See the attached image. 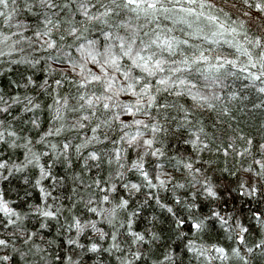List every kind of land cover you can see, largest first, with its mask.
Here are the masks:
<instances>
[{"label":"snow or ice","instance_id":"obj_1","mask_svg":"<svg viewBox=\"0 0 264 264\" xmlns=\"http://www.w3.org/2000/svg\"><path fill=\"white\" fill-rule=\"evenodd\" d=\"M7 5L8 0H0V19L6 27L15 28L17 33H24L23 39L30 42L29 46L38 43L42 51L49 53L46 59L56 61L58 64L73 65L84 77L76 81L78 87L82 89L77 96V100L82 102L78 104L81 110L80 128H84L82 121L87 116L97 118L91 125V133L87 141L70 144L65 138L60 147L53 142L51 147L55 151L49 153L47 142L41 137L60 135L64 124H58L53 131L49 121V127L35 137L28 131L29 121L26 117L35 112L37 105L32 103L31 97L25 99L22 94L25 93L27 85L34 84V79L27 70L17 74L19 66L35 65L36 58L24 54L11 62L0 64V149H9L0 155V166H4L7 161L3 173L8 174L3 181H0V189H2L0 190V221H3L0 223V228H4L5 225L11 228L14 224H19L24 229V236L15 237L16 243L24 245L32 241L35 237L32 229L37 225L44 232L49 223L63 214V204L71 201L69 195L64 202L56 206L51 202L56 199L55 195L51 191H46V188L50 190L53 188L58 175L61 181L65 179L55 167L54 161H60L64 167L71 166L74 169L73 174L79 178L87 166L83 160L73 161V155L86 154L89 163L99 160V153L87 145L99 136L101 123L108 126L109 120L112 119V116H108L107 119L99 117L97 107H102L105 113L114 110L117 118L121 116L119 105L113 101V96L127 92L130 96L148 97L146 105H142L138 100L135 108L131 99L121 101L129 117L143 111L144 108L149 111L153 108L162 110L163 115L167 116L169 114L167 109L171 105L158 94L161 90L167 95L184 94L193 102L206 105L208 109L221 104L222 107L216 116V122L219 124L224 123L222 117L234 119L229 105L251 91L257 94V101L251 107L264 111V100L260 99L264 97V46H261L264 42L259 35H256L255 45L252 48L246 46L247 38L245 41H240L231 35L240 29L234 25L226 27L220 18L207 12L204 0H12V7L5 13L4 8ZM255 7L259 10L260 4L256 3ZM29 15L31 19L27 18ZM162 17L166 21H171V24L162 23ZM202 17L204 22L201 21ZM31 21H35L34 27L30 24ZM177 24L186 26L182 30V35L173 34L176 31L174 26ZM25 25H28V31L32 32L35 41H32L27 34ZM10 34L0 31V41L6 40ZM206 42H210L208 47H205ZM13 43L15 44V41ZM224 44L234 48L238 55H222L221 49ZM157 49L160 54H157ZM13 51L14 48L9 49L10 53ZM163 53H168L169 57L179 55L178 58L169 59ZM2 55L3 53L0 52V56ZM165 65L168 66L167 69ZM47 69L46 65L45 71ZM193 72L203 84L192 79ZM173 74L176 75L175 79L172 78ZM55 75L59 73L53 69V76ZM232 78L240 83H230ZM93 82L98 86L99 91L87 92L88 86ZM55 83L59 84L60 81L56 80ZM27 91L31 93L32 89L28 88ZM55 100L53 119L63 120L64 113L69 111V99L65 95L61 103V97L57 95ZM180 107L182 111L175 127L184 133L182 140L185 151H188V146L191 145L192 149L199 147L201 152L213 148L214 151L222 152L227 156L230 150L237 149L235 155L244 157L242 163L247 169L246 179L237 181V191L239 195L244 196L247 203L241 204L239 208H217L209 215H200L198 218L187 216L179 219L177 223L182 228H186L187 233L193 235L196 231L203 233L200 240L185 238L180 245L183 251L179 254L175 246L168 249L166 243L165 246H161L152 242L153 247H150L149 243H144L143 250L132 252V259L127 256L122 257L119 236L113 230L110 235L102 237L107 248L103 249L100 259L102 260L104 256H109L111 259L110 252L116 251L113 264L117 262L156 264V261L160 264H183L184 257L188 254H194L198 261H203V264H264V184L259 183L264 176V119L258 121L259 130L255 135L241 131L239 139L235 136L231 139L225 137L213 145L212 141L216 137L209 126H206L205 121L201 118L193 122L194 114L184 105ZM48 108L51 110L52 105L49 104ZM122 122L127 124L128 120ZM131 122L138 126L135 131L139 132L141 121ZM31 123L35 124L36 120L33 118ZM148 126L144 124V127ZM150 126L154 133L158 134L161 131L168 133L166 125L154 121ZM40 127L43 128V125ZM69 127L74 129L76 125L72 124ZM211 127H216V124ZM134 138L133 136L129 139L131 141ZM33 140L38 145H43V156L37 151L34 157L29 158L27 151L21 152L19 148L14 147L17 141L30 144ZM106 142L105 137L104 143ZM118 143V141L113 142L111 149L113 156L109 157V164L113 159L119 161ZM144 143L150 146L149 150L153 158L158 156L161 161L164 159L165 153L156 146L158 142L146 137ZM132 151L131 146L126 149L127 158L137 166V176L143 178L149 191L157 188V181L163 186L161 177L153 176L148 170V164L143 161L138 162L132 156ZM13 153L16 156L15 160L11 159ZM33 159L36 161L35 164L32 163ZM174 159L181 166L191 167L190 161L185 165L182 158L172 154H169V160L164 166ZM152 163L154 168L158 166L157 161L153 160ZM29 167L33 176L36 175V170H39L45 178L43 183L38 179L33 181L31 177L26 176L24 169ZM77 168L80 170L77 171ZM200 170L196 168L197 172ZM233 175L239 177L240 172L236 171ZM89 176H94L101 201H109V193H118L119 207H133L129 196L125 194L128 184L110 183L103 172H98V168H92ZM20 177H24L28 183H34L38 190L35 207L32 206L29 197L21 198L19 194L16 195L17 202L13 201L12 188L9 184L14 181L19 185ZM253 178L256 183L253 182ZM75 187L74 183L73 191ZM132 187L138 189L135 196L139 197L143 188L135 178ZM231 190L229 187L228 191ZM204 191L211 197L217 195L211 186L206 187ZM257 196L259 199L253 203L252 198ZM156 199L158 203L161 200L159 195ZM176 200L179 201L178 195ZM115 206L117 205H114V208ZM161 206L168 208L169 211L172 210L169 204H161ZM78 207V204H72V212L66 221L69 236L65 237L63 242L69 247L86 249V255L89 257L95 256L101 245L88 235L95 227V219L91 220L92 227L87 225H89V217H99L101 210L95 204L87 206L82 219L76 213ZM188 207L200 211L203 206L189 204ZM141 211L136 205L133 211L127 213V235L135 236L137 240H141L146 235L137 227L139 220L134 219ZM113 214L115 215L114 211ZM33 220L35 223H32ZM208 224H212L213 227L220 226L217 238L213 239L205 232ZM47 234L44 232V235ZM181 236L186 237V233H181ZM13 239L12 236H0V245L7 246ZM135 242L134 240L133 243ZM33 247L37 251L40 250L38 243ZM72 260L73 257L62 252L56 264H61L62 261L66 264ZM15 261L16 253L14 252L10 257L6 247L4 253L0 254V264H15ZM75 264H79V257L76 258Z\"/></svg>","mask_w":264,"mask_h":264},{"label":"clouds","instance_id":"obj_2","mask_svg":"<svg viewBox=\"0 0 264 264\" xmlns=\"http://www.w3.org/2000/svg\"><path fill=\"white\" fill-rule=\"evenodd\" d=\"M256 3L260 4L259 10L255 7ZM204 4L205 10L220 18L226 27L234 25L240 29V31L231 35L240 41H245L247 38L246 46L249 48L255 45L256 41L254 37L256 35H259L261 41L264 42V0H204ZM11 7L12 0H8V5L4 8V12L7 13ZM163 21L166 20L162 17L161 22L164 23ZM201 21L204 22L203 17ZM30 24L34 27L35 21H31ZM24 27L28 31V25ZM174 27L179 33L178 35H181L182 30L185 29V26L181 24H177ZM0 31L11 33L6 40L0 41V52L3 53L0 56V64L11 62V60L24 54L35 57L37 61L32 66L21 65L17 70L18 75L20 71L27 70V72L32 74L34 79V84L27 85L25 93L22 94L25 99L31 97L32 103L37 105L35 112L30 113L26 117L29 121L28 131L35 137L49 127V121H51L53 131H55L58 124H64L63 132L60 135L41 137L42 140H46L49 153L55 151L51 147L53 142L60 147L65 138L69 140L70 144L73 142L87 141L91 133V125L96 122L97 118L87 116L82 121L84 128H80L81 110L78 104L82 102L77 100V96L82 89L78 87L76 81L84 77L79 69L73 65L58 64L56 61L46 59L49 53L42 51L38 43H33L29 46L30 42L23 39L24 33H17L15 28L6 27L2 19H0ZM29 36L32 41H35L32 32ZM13 41H15V44ZM261 46H264V43ZM11 48H14L15 51L10 53L9 49ZM156 51L157 54H160L158 49ZM221 54L238 55L236 50L230 46L227 48L223 47ZM168 58L171 59L172 57ZM46 65L48 66L47 71H45ZM167 67L165 65L166 69ZM53 69L59 75L53 76ZM40 72H43L44 75L42 78H37V73ZM48 77H51V79H48ZM172 78L175 79L176 75L173 74ZM192 79L203 84V81L199 80L195 72L192 73ZM56 80H59L60 83H55ZM231 82L240 83L235 78H232ZM28 88L32 89L31 93H28ZM86 91L98 92L99 89L95 82H93L88 86ZM153 91H156L155 84L153 85ZM206 91L210 92L211 90ZM125 93L127 92L122 93L120 96H113V101L119 105L121 112L119 118L115 117L114 110L105 113L102 107H97V115L99 117L107 119L108 116H112V119L108 122V126H104L101 123L99 136L87 145L99 153V160L97 162L89 163V158L86 154L79 156L73 155V161L77 159L83 160L87 166V169L77 178L73 174L74 169L71 166L64 167L60 161H54L55 167L59 170L60 174L64 175L65 179L61 181L58 175L57 182L53 185V188L51 190L46 188V191H51L55 195L56 199L51 202L56 206L64 202L69 195L71 196V201L63 204V214L57 220L49 223L48 227L44 229V232L48 234L44 235V232L37 225L35 229H32L35 233L34 239L27 244L21 245L16 243L15 237H23L24 229L19 224H14L11 228L5 225L4 228H0V236H12L14 239L7 246L0 245V254L4 253L6 247L10 257L15 252V264H56L62 252L67 256L73 257V260L66 262V264H75L77 257H79V264H113L117 255L116 251L110 252L111 259L109 256H104L102 260L100 259L103 255V249L107 248V244L102 237L110 235L113 230L119 236L122 257L127 256L132 259L131 253L137 250H143L144 243H149L150 247H153L154 244L165 246L166 243L168 249H172L175 246L177 254H179V252L183 251L180 245L185 238L200 240L203 236V233L200 231H196L195 235L187 233L186 228H182L177 223L179 219L187 216L198 218L200 215H209L212 210L217 208H239L241 204L247 203L244 200V196L239 195L237 191V181L246 179L245 173L247 171L244 163H242L244 157L235 155L237 149L230 150L227 156L222 152L214 151L213 148H207L201 152L199 147L192 149L191 145L188 146L189 150L185 151V145L182 140L184 133L177 129L175 125L179 121V114L182 111L180 106L184 105L194 114L193 122L202 118L206 126H209L210 131L215 134L216 138L212 141L213 145L219 143L225 137L231 139L235 136L236 139H239V133L241 131L255 135L259 130L258 121L264 119V111L251 107L257 101V94L254 91L249 92L245 97L229 105L234 119L229 120L228 118L222 117L224 120L223 124L216 122L217 113L222 107L221 104H217L213 109H208L206 105L193 102L184 94L179 96L167 95L163 90L158 94L171 105L167 109L169 113L167 116L163 115L162 110L153 108L149 111L147 108H144L143 111L137 112L129 117L121 103L122 100H125L122 98ZM57 95L61 97V103H63L65 95L69 99V111L64 113L63 120L53 119L56 108L55 97ZM128 99L132 100V106L135 108L138 100L141 101L142 105H146L148 97L129 96ZM260 99L264 100V97H260ZM49 104L52 105L51 110L48 108ZM33 118L36 120L35 124L31 123ZM124 120H128V123H123L122 121ZM132 120L141 121L139 132L135 131L138 126L132 123ZM154 121L166 125L168 133L165 134L163 131L158 134L154 133L150 126ZM214 123L216 127L212 128L211 125ZM72 124L76 125L74 129L69 127ZM144 124H148L149 126L144 127ZM229 124L231 127H229ZM41 125H43V128L40 127ZM133 136L135 138L130 141L129 138ZM105 137L107 138L106 143H104ZM146 137L158 142L156 146L165 153L162 161L158 156L155 158L151 156L150 146L144 143ZM114 141L119 142L117 146L120 148V157L118 162L113 159L111 164H109V157L113 156L111 149ZM129 146L133 149L132 156L138 162H146L151 174L161 177L164 182L163 186L157 181V188L152 189L151 192L149 191L143 178L137 176V166L133 165L130 159L127 158L126 149ZM14 147L19 148L21 152L27 151L29 158L34 157L37 151L40 152L41 156L44 155L43 145H38L35 140L30 144L17 141ZM7 151L9 149H0V155H3ZM169 154L182 158L185 165L190 161L191 167L181 166L175 159L167 163V166H164L169 160ZM11 159H16L14 153L11 155ZM153 160L158 162V166H155V168L152 163ZM225 160H227V163H225ZM32 163L35 164L36 161L33 159ZM4 166H7V161ZM4 166H0V173H2L0 174V181H3L8 175L7 173H3ZM92 168H98V172H103L110 183L128 184L125 194L129 196L133 207H119L118 193H109V201H101V194L95 184L94 176H89V171ZM173 168H175V171H173ZM196 168H200L201 170L197 172ZM76 170L78 171L80 169L77 168ZM24 171L26 176L31 177L33 181L38 179L43 183L45 178L40 174L38 169L36 170L35 176L32 175L31 167L24 169ZM236 171L240 172L239 177L233 175ZM134 178L140 184L141 188H143L139 197L135 196V192L138 189L132 187ZM253 182H257L255 178H253ZM74 183L76 187L73 191ZM259 183L264 184V176L261 177ZM208 186H211L217 192L215 197L209 196L204 191ZM9 187L12 188V199L14 202H17L16 195L19 194L21 198L29 197L32 206H36L35 200L38 196V190L35 188L34 183H28L24 177H20L19 185L13 181L10 182ZM229 187L232 189L231 192L228 191ZM157 195L161 198L159 203L156 199ZM177 195L179 196V201L176 200ZM245 195H247V192H245ZM252 199L253 203H255V200L259 199V197H253ZM73 203L79 205L76 213L82 219L84 218L87 206L95 204L101 210L99 217H89V225H87V227H92L91 220L95 219V227L88 233L90 237L95 238L101 245V249L95 256L89 257L86 255V249L82 250L76 247H69L67 243L63 242L64 238L69 236L66 221L72 212ZM161 204H169L172 210L169 211L168 208L162 207ZM189 204L196 205L197 207L202 205L203 207L200 211H197V208H189ZM114 205L117 206L114 208ZM136 205L142 211L137 213L134 219L139 220L137 227L146 234L141 240H137L135 236L127 235V213L133 211ZM0 223H3V221H0ZM32 223H35V220ZM201 223L204 226L203 221ZM219 228V225L213 227L212 224H208L205 227V232H207L209 237L215 239L217 238ZM181 233H186V237H182ZM134 240L136 241L135 243H133ZM36 243L40 245L39 251L33 247ZM61 264H65V262L62 261ZM156 264H160V262L156 261ZM183 264H203V261H198L194 254H188L184 257Z\"/></svg>","mask_w":264,"mask_h":264},{"label":"trees","instance_id":"obj_3","mask_svg":"<svg viewBox=\"0 0 264 264\" xmlns=\"http://www.w3.org/2000/svg\"><path fill=\"white\" fill-rule=\"evenodd\" d=\"M28 19H31V16L29 15L28 17H27ZM164 23H168V24H171V21H163ZM186 27V26H185ZM27 34L28 35H30L31 34V32L30 31H27ZM173 34H179L177 31H175ZM93 35H95V34H93ZM182 35V34H181ZM221 44H223V42H221ZM210 45V42H206L205 43V47H208ZM38 47V46H37ZM223 47H225V48H227V47H229L228 45H223ZM163 55H165V57H169V54L168 53H163ZM178 55L179 54H176V56H173L172 58H178ZM41 63H43L42 61H41ZM43 75H44V73L43 72H40V73H37V78H42L43 77ZM129 96H130V94L129 93H125V94H123V99H128L129 98ZM127 118V117H126Z\"/></svg>","mask_w":264,"mask_h":264}]
</instances>
